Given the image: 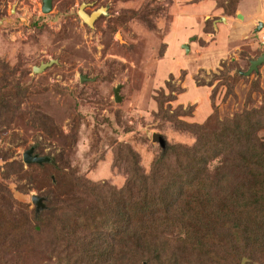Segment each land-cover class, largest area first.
I'll list each match as a JSON object with an SVG mask.
<instances>
[{
    "label": "rangeland",
    "instance_id": "obj_1",
    "mask_svg": "<svg viewBox=\"0 0 264 264\" xmlns=\"http://www.w3.org/2000/svg\"><path fill=\"white\" fill-rule=\"evenodd\" d=\"M203 1L211 2L52 0L50 10L43 13L42 0H0V90L13 94L21 93V85L27 89L20 111L8 125L0 126V156L5 152L7 158H0V172L9 160L22 162V170L16 172L15 166V172L0 181L10 195L11 211L20 210L22 203L36 216L46 206L35 211L30 196H43L38 192L59 181V176L54 179L51 174L56 171L49 168L46 173L52 183L49 176L39 174L26 189L24 177L42 173L22 161L21 153L29 147L36 154L54 156L64 171L74 170L71 174L81 183L118 190L132 165L126 150L148 174L155 157L170 145H179L182 156L191 159L183 149L197 146L202 135L233 146L255 126L249 133L264 138V67L258 71L264 62L256 73L243 76L239 71L247 66L248 58L243 61L246 45L215 66L201 65L198 57L185 54L186 48L185 53L180 52L179 38L188 23H193L188 22L192 16L184 15ZM212 1L207 18L200 19L206 32L212 31V18L231 16L239 2ZM81 2L86 3L82 7L85 12L106 8L91 27L76 13ZM172 42H177L175 52L168 59ZM197 42L202 43L200 39ZM252 42L261 45L256 39ZM50 59L56 62L40 72L31 71L32 65ZM80 75L87 79L80 80ZM116 86L118 101L113 94ZM28 109L35 115L42 112L45 118L32 124L23 115ZM46 126L53 129L47 132ZM158 134L163 146L156 139ZM210 164L217 166L216 161ZM61 183L67 192L68 184ZM63 195L71 202L78 197L72 190ZM9 254L0 253V262L2 258L11 264L17 258L14 251ZM42 256L31 254L32 260Z\"/></svg>",
    "mask_w": 264,
    "mask_h": 264
},
{
    "label": "trees",
    "instance_id": "obj_2",
    "mask_svg": "<svg viewBox=\"0 0 264 264\" xmlns=\"http://www.w3.org/2000/svg\"><path fill=\"white\" fill-rule=\"evenodd\" d=\"M26 91L23 85L21 93L0 90V126L20 111ZM24 112L34 125L45 118L42 112ZM254 129L250 126L233 146L202 135L197 146L183 149L193 159L170 145L148 174L126 150L132 165L118 190L81 183L54 156L51 162H32L42 173L25 176L26 189L37 175L47 178L49 168L59 181L38 192L46 197V208L36 216L22 203L11 211L0 182V253L14 251L11 264H264V138L249 133ZM0 158L7 159L5 152ZM3 165L0 181L15 166L22 170L18 160ZM70 190L78 194L72 202L63 195ZM33 253L43 256L32 260ZM0 264L7 263L1 258Z\"/></svg>",
    "mask_w": 264,
    "mask_h": 264
},
{
    "label": "crops",
    "instance_id": "obj_3",
    "mask_svg": "<svg viewBox=\"0 0 264 264\" xmlns=\"http://www.w3.org/2000/svg\"><path fill=\"white\" fill-rule=\"evenodd\" d=\"M198 5L192 6L190 12L184 15L192 16L188 18V22L191 20L193 23L190 25L188 23L186 32L179 38L178 46L180 47V52L185 53L184 48H186L185 54L188 53L189 57L192 58L198 57L201 65L209 66L212 64L215 66V64L226 59V57L231 58L236 52L238 54L243 47L242 45L247 46L248 53H246V59L244 58L243 61L248 58L249 62L250 59L259 56L264 51L261 45L257 46L255 42H252L254 39L258 41L259 33L264 31V0H239L231 16L224 15L212 18L210 21L212 31L207 32L203 30V26L201 27L200 19L203 16L202 19H204L207 16L206 14L212 10L214 2L212 0L211 2L203 1V5ZM197 7L201 8L202 11L201 9L199 11ZM258 24H261L259 30L256 28ZM189 27L193 28V30ZM186 38L189 39L187 42ZM197 39H200L202 43H196ZM175 43L172 42V45H168V53L166 52L168 59L175 52ZM263 67H258L259 73Z\"/></svg>",
    "mask_w": 264,
    "mask_h": 264
},
{
    "label": "water",
    "instance_id": "obj_4",
    "mask_svg": "<svg viewBox=\"0 0 264 264\" xmlns=\"http://www.w3.org/2000/svg\"><path fill=\"white\" fill-rule=\"evenodd\" d=\"M51 4H52V0H42V4L40 6V10L43 13H46L50 10L51 8ZM85 2H82L81 4H79L76 13L79 16V18L82 20V22H84L87 26H92V21L100 14H104L106 11V8L104 6H100L97 7L96 9L90 11L89 13H86L82 7L85 5ZM257 30H259L261 28V24L257 25ZM119 39V37H118ZM51 62H56L55 59H50L47 61H41L39 62L37 65H32L31 66V71L32 72H40L42 71L45 67L49 66L51 64ZM264 62V51L257 57L250 59L248 62V65L246 67L245 70L243 71H239V73L243 76H247L249 75L251 72H257V67ZM80 80L83 79H87L84 76L80 75L79 76ZM117 86L113 88V94H114V100L118 101L117 98ZM156 139L158 141V143L160 144V146H163V139L161 138V136L158 134L156 135ZM163 148V147H161ZM21 159L22 161H24L25 163H32V162H36V163H42V162H50L51 159L49 156L47 155H37L36 153H33V147H29L26 148L22 151L21 153ZM30 200L34 205V210L38 211L42 208H44V197L37 195V194H32L30 196Z\"/></svg>",
    "mask_w": 264,
    "mask_h": 264
},
{
    "label": "built area",
    "instance_id": "obj_5",
    "mask_svg": "<svg viewBox=\"0 0 264 264\" xmlns=\"http://www.w3.org/2000/svg\"><path fill=\"white\" fill-rule=\"evenodd\" d=\"M258 43L261 44V47L264 49V31L259 33Z\"/></svg>",
    "mask_w": 264,
    "mask_h": 264
},
{
    "label": "flooded vegetation",
    "instance_id": "obj_6",
    "mask_svg": "<svg viewBox=\"0 0 264 264\" xmlns=\"http://www.w3.org/2000/svg\"><path fill=\"white\" fill-rule=\"evenodd\" d=\"M81 3H82V2H81ZM78 6H79V5H78ZM84 6H85V5H84ZM94 9H96V8H94ZM94 9H93V10H94ZM90 11H92V10H90ZM90 11H88V12H86V13H89ZM93 21H94V20H93ZM93 21H92V23H93Z\"/></svg>",
    "mask_w": 264,
    "mask_h": 264
},
{
    "label": "bare ground",
    "instance_id": "obj_7",
    "mask_svg": "<svg viewBox=\"0 0 264 264\" xmlns=\"http://www.w3.org/2000/svg\"><path fill=\"white\" fill-rule=\"evenodd\" d=\"M117 36H118V34H117Z\"/></svg>",
    "mask_w": 264,
    "mask_h": 264
}]
</instances>
